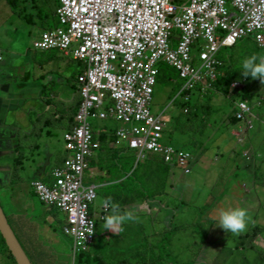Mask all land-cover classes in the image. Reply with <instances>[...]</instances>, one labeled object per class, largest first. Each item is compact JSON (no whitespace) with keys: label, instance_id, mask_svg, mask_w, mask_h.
<instances>
[{"label":"built area","instance_id":"built-area-1","mask_svg":"<svg viewBox=\"0 0 264 264\" xmlns=\"http://www.w3.org/2000/svg\"><path fill=\"white\" fill-rule=\"evenodd\" d=\"M55 17L57 23L44 27L32 45L57 49L81 64L75 78L79 106L63 135L62 165L52 169L50 181L32 185L43 203L65 215L61 230L72 239L75 260L107 232L103 216L93 212L99 185L88 178L92 158L105 144L99 131L115 135L106 145L142 157L159 153L190 174L193 154L165 141L171 116L152 110L161 66L177 72L173 82L180 88L172 101L180 97L188 113L192 97L215 90L224 75L222 48L246 37L264 47V0H59ZM244 85L234 81L230 88ZM237 107L232 116L239 126L232 133L243 142L253 105L245 99ZM106 120L120 125L97 128L95 121Z\"/></svg>","mask_w":264,"mask_h":264},{"label":"crops","instance_id":"crops-1","mask_svg":"<svg viewBox=\"0 0 264 264\" xmlns=\"http://www.w3.org/2000/svg\"><path fill=\"white\" fill-rule=\"evenodd\" d=\"M50 10L52 9L50 8ZM52 11H55V9ZM12 15L22 20L18 23L20 27L16 26L15 30L21 29L16 37L11 38L12 34H8V29L0 27V202L14 234L17 233L19 235L24 251H27L25 253L33 264L34 262L35 264H45L47 261V264H55V261L64 263L67 259H60L57 256V251L50 246V242L51 236L54 234L53 229L55 230L63 224L65 215L55 206L45 204L39 200L32 182L35 180L50 181L49 177L52 169L62 165L66 156L63 146V134L73 124L74 115H72L70 121L69 119L65 121L64 119H56L55 116L50 114L46 106L48 101H45L42 97V82L38 79L43 70L37 65L36 60H27L25 58L27 47L22 48L23 51L20 48L19 42L22 40L21 36L25 29L34 28L30 32L32 44L35 34H38L45 26L36 22V17H33L34 21L30 22L23 18L18 11H14ZM31 48L33 49V47ZM34 51L37 53L34 52L33 56L38 59L37 57L40 56L41 52ZM15 53L19 54L22 60H15L17 57L13 56L9 57ZM231 71L232 69L230 68L228 72ZM33 72L36 73L35 80L31 78ZM225 72L224 70L223 74ZM245 78L233 80L232 82L240 81L244 83ZM243 87L238 89L229 88L230 90L227 92L223 89H217L220 93H214L209 102V105H213L215 110L212 119L216 120L222 116L220 123L224 121L225 126H221V129L226 130V122L229 123V118L238 109L237 103L246 99L253 105L252 118H259L260 124L255 127L254 121L253 126L246 132L242 143L237 142L232 133L233 129L236 130L239 124H233L230 129L231 136L226 131L227 135L230 136V145L223 147V150L220 149V152H224L221 155H226L224 160L223 157L220 158V154L211 156L213 152L207 149L200 150L197 155L193 153L192 164L193 166L194 164L196 165L195 169L190 173V178L183 180V182H204L206 177L212 178L215 183H221L219 186L221 191L219 193L221 197V204L218 205L219 211L237 206L245 207L249 210L254 223H249L247 231L236 237L238 243L247 244L246 249H251L254 253L251 258L240 259L233 257L229 264H264V119H262L264 116V101L261 100L262 97L264 98V90L260 95L262 97L254 98L250 93L245 92L244 94L242 91ZM233 91H236V94ZM224 104H227L229 109L225 108ZM218 108H220V112L217 111ZM230 112L232 113L228 118ZM165 113H167L166 110ZM184 120L188 121V118ZM177 121L179 122L180 120ZM181 121L183 122V120ZM104 125L106 124L98 122L97 128H101ZM188 129L183 131L179 124L177 126L174 125L173 131H170L171 138L173 135L174 140L178 141L176 143L182 145L189 136ZM184 132H188L185 138H183ZM98 134L101 136L108 133L101 130ZM112 144L114 143L103 145L96 152L92 158V163H97V165H91L88 171V178L91 182L98 184L100 188L93 209L96 216H106L110 211V209L104 210L101 206V201L109 200L104 195V189L106 186L116 182H111L114 181L110 179L111 175L106 170L101 169L100 165H104L111 160L113 156L112 154L110 155V150H113V148L122 151L121 147H113ZM59 145H61V149L58 147ZM245 150L249 153V161L244 158ZM127 155L134 157L136 165L142 162L143 157L138 156L135 151L134 153L128 152ZM156 155L161 157L159 153H154L151 156L155 157ZM104 156L105 158H102ZM239 166L241 167L240 169L238 168ZM172 167H174L173 164ZM174 168L173 170H175ZM179 168L182 175H186L183 169ZM228 171L229 175L223 178L222 174ZM172 172L170 170L163 180L167 184L166 189L153 196L156 197L153 199L157 202L162 199L164 203L161 205L156 203H152L149 206L146 205V209L148 208L157 217L161 213H165L168 219L172 216L173 212H170V205H172L173 200L172 198L167 200L168 182L172 186L171 182L179 181L172 179ZM175 172L174 176L178 177L179 174L176 175L178 171L175 170ZM171 194L173 195V191ZM110 200L116 203L115 200ZM14 207L18 208L14 209ZM134 209L136 216L139 217L136 223L143 225L144 219L141 217L138 207ZM161 222L160 220L159 223L156 220L153 222L151 227L153 230L147 233L150 235L146 236L144 235L145 233L139 235H144L145 240L150 242L160 241L161 238L159 239L160 236L154 229H162ZM221 232L224 233V230H221ZM164 233L165 230L162 235ZM139 239L137 238L136 241H139ZM107 242L110 246L108 239ZM141 242L143 243V240ZM256 242H259V245H256ZM235 249L236 251L238 250L237 247ZM78 255L75 257H78ZM68 256L70 260H73L72 246L69 249Z\"/></svg>","mask_w":264,"mask_h":264},{"label":"rangeland","instance_id":"rangeland-1","mask_svg":"<svg viewBox=\"0 0 264 264\" xmlns=\"http://www.w3.org/2000/svg\"><path fill=\"white\" fill-rule=\"evenodd\" d=\"M57 2L59 3V0H17L16 4L13 6L7 0H0V27L2 29L7 28L9 31L8 34H12L11 38L16 37L21 30L20 28L15 30L16 26L20 27L18 23L22 20L12 15L14 11H18L27 21L33 22V17H36V22L42 23V26L46 27L52 25L55 22V12L58 6ZM50 8L52 10L55 9V11L50 10ZM33 29L34 28L29 27L23 31L21 36L22 40L19 42L20 48L27 47L25 58L27 60H36L37 65L43 70L40 76H38V79L42 82V97L45 101H48L46 106L50 114L55 116L56 119H64L65 121L69 119L70 121L79 103L78 96L76 95L75 78L80 71L81 64L57 49L47 51L35 49L30 39V32ZM38 34H35L36 36H34V38L37 37ZM31 47L39 53L41 52L40 56L37 57L38 59H35L33 56L36 51ZM262 53H264V47L259 46L251 37L238 40L232 47L222 48L220 55L225 60L224 70L226 71L229 68L232 69V75L225 81L223 87L233 79L243 78L242 61L244 58L252 54ZM11 56L17 57L15 60L21 59L20 55L16 53L9 57ZM233 70H235L236 73H234ZM35 74V72L32 73L31 78L33 80L36 79ZM165 76L161 78L160 84L156 86L152 104V110L154 112L159 113L166 110L171 116V121L166 130L165 141L177 147L189 150L192 154L194 153V155H197L202 149L213 152L211 156H214V154H224L223 151L220 152V149L223 150V147L230 145V137L227 135L226 131L230 132L233 125L230 117L232 112L228 114V118L230 117L229 123L226 122L227 129L224 130L221 129V126H225L224 121L220 123L223 117L221 116L219 119L213 120L212 115L215 110L213 105H209L214 93L217 94L220 92L215 89L210 90L204 95H198L196 93L190 102V113H184L183 106L179 100L180 97H178V100H176L174 104L172 103L173 99L171 97L175 94L173 91L174 86L168 83V79ZM244 83L245 86L242 88V91L244 94L245 92L252 94L254 98L260 96L264 90V85L260 83L259 79L246 77ZM233 92L236 94V91ZM261 100L264 101V98L262 97ZM224 106L229 109L227 104H224ZM195 108L197 109L195 110ZM217 111L220 112V108H218ZM186 118H188V121L184 120ZM248 119L251 120L252 126L254 121L255 127L260 124L259 118L255 119L252 118V116H248ZM262 119H264V116ZM177 120L180 121L178 122ZM181 120H183V122ZM97 123L98 122L95 121V124ZM103 123L109 127L120 125V123L115 120H106ZM239 123L244 124V121H240ZM177 124L180 125L183 131L189 128V136L182 145L177 144L176 142L178 141L174 140L173 135L172 138L170 135L174 129V125L177 126ZM188 132L183 133V138H185ZM58 147L61 149V145ZM64 151H66L65 147ZM128 152L134 153L132 150ZM115 153L123 154L125 158L134 161L132 169L134 172L131 173V182H135L134 192L132 191L130 194L122 196L119 199L115 198L117 200L116 203L120 205L122 211L130 210L133 211L134 214V208L138 207L142 215L140 216L144 219L143 225H139L136 222H128L123 226L124 230L120 233L113 234L111 231L107 230V234L101 233L88 252L84 253V256L88 258L90 262H104L106 264H169L159 256V249L157 247L159 241L150 242L144 238V235H150L147 233L153 230L151 227L155 220L158 223L159 220L162 221V229H154L160 236L159 239L169 231L171 226H174L175 233L170 241L171 254L179 264H229L233 257H238L240 259L252 257L254 252H252L251 249H246L247 244L238 243L236 236L228 234L225 231L222 233V228L220 229L217 226H213L214 220L212 218H217L218 212H220L218 210V205L221 204V197L219 196L221 192L219 187L221 184L220 182L215 183L212 178L208 177H206L204 182H183V180L190 178L191 174L182 175L179 167H172L170 169L173 171L172 179L176 181L179 180L178 182H171L172 186L168 182L169 195L167 194V200L169 198L173 200L172 205H170V212L173 213L169 219L165 213H161L157 217L151 213L148 208L146 209V205L149 206L152 203H156L157 205L163 204L164 202L162 199L157 202L153 199L156 197L153 196L165 190L167 184L165 182V188L155 191L153 196L149 198L143 197L142 192L147 187L141 186L140 182H144L145 185L148 186V189L156 190L157 187L160 186V182H163L166 176L158 172L159 169L157 168V164L161 163L156 162L149 154L143 157L142 162L136 165L135 159L131 155L121 153L119 150L113 148L110 155L112 154V156L115 157ZM244 156L247 161L250 160L249 153ZM222 157L224 160L226 155H221L220 158ZM102 158H105V156ZM102 166L103 165H100V168L104 170ZM195 166L194 164L193 169H195ZM173 168L178 171L176 174H179L178 177L174 176L176 172ZM238 168L240 169L241 167L239 166ZM228 175L229 171L222 174V177L224 178ZM172 191L173 195L171 194ZM134 194L137 196L136 198H134ZM225 203L228 204L226 201ZM16 208L18 207H14V209ZM109 212L106 215H108ZM102 222H100L99 217V223ZM164 230L165 233L162 235ZM53 233L55 235L53 234V236H51L50 246L57 251V256L60 259H67L64 263L55 261V264H75L76 259L70 260L68 256L69 249L72 246V239L62 232L61 226L55 230L53 229ZM142 233L145 234L140 236L139 234ZM15 235L23 247L19 235L17 233ZM107 235H109L110 246L107 244ZM137 238H140L139 241H136ZM32 240H34V238H32ZM142 240L143 243L141 242ZM22 241L24 242L23 239ZM256 245H259V242H256ZM235 247L238 248L237 251ZM47 262H45V264H47ZM0 264H17L10 255L8 245L3 241H1L0 245Z\"/></svg>","mask_w":264,"mask_h":264},{"label":"trees","instance_id":"trees-1","mask_svg":"<svg viewBox=\"0 0 264 264\" xmlns=\"http://www.w3.org/2000/svg\"><path fill=\"white\" fill-rule=\"evenodd\" d=\"M7 1H9V3H11L14 6L16 4L17 0H7ZM54 23H57L56 17H55ZM229 69L226 70L225 74L223 76H221L215 82V84H214L215 89H218L219 87H221L219 89H223L224 91L227 92V91H229L231 82L233 80H237V79H233L230 83H228L225 87H223V84L225 83V81H227V79L229 77H231V75H232V72H228ZM233 72L236 73L235 70H233ZM163 73H164V75H163ZM163 76H165L168 79V83H170V85L174 86L173 91L176 93L180 88V83L174 84V82H173V79L178 76L177 72L175 70L171 69V67H169L168 65H163V66H161V72L159 74V82L158 83H160V80ZM171 98L173 99V96ZM78 106H79V103H78ZM78 106H77V108H78ZM77 108L75 109V113L77 112ZM236 122H238V120L235 117L231 116V123L235 124ZM228 133L231 136L230 132H228ZM109 136H111V139H113V137L115 138V135L113 133L112 134H102L100 136L102 142L105 143L103 145H106V141H107V138ZM239 143H242V142H239ZM121 149L123 151V152L120 151L121 153H127L128 151L131 150L130 148L125 147V146L121 147ZM110 151H113V150H110ZM245 152H248V151L245 150L244 154H245ZM153 158L156 162L161 163V164H157V168L159 169L158 172L167 176L172 165L170 163H166L163 160V158L159 157L158 155H156ZM133 162H134L133 160L125 158V156L123 154H116L115 157L113 156L108 163H106L102 166L104 168V170H106V172L111 175L110 179L114 180L111 182H116L114 184H110V185L105 187L104 195L106 198L117 201L116 199H119L122 196L130 194L132 191L134 192L135 182H131L132 181L131 173L134 172V170L132 171ZM91 165H97V163L91 162ZM101 181H104V180H101ZM140 184H141V186L147 187L142 192L143 197H149V198L153 196L155 191H159L160 189H162L165 186V182H160V186L157 187L156 190H150V189H148V186H146L144 182H140ZM136 197L137 196L134 194V198H136ZM174 233H175V229L173 226H171V229L164 234V236L161 238V240L157 244V247L159 249V256L163 260H166L169 264H179L178 261H176L175 257L171 254L170 241H171V238L174 235ZM1 241L6 243L2 233L0 232V242ZM9 251H10L11 257L16 262L15 257L13 256L10 249H9ZM75 264H106V263H104V262L92 263L88 260V258H86L84 256V253H81L78 255V257H76Z\"/></svg>","mask_w":264,"mask_h":264},{"label":"clouds","instance_id":"clouds-1","mask_svg":"<svg viewBox=\"0 0 264 264\" xmlns=\"http://www.w3.org/2000/svg\"><path fill=\"white\" fill-rule=\"evenodd\" d=\"M242 68L243 77L259 79L260 83L264 85V53L252 54L244 58L242 61ZM176 93L173 95V97L176 95ZM176 100H178V98ZM179 100L182 103L184 111L186 104H184L181 99ZM175 102L176 101H174L173 104ZM188 106L191 108L190 104H188ZM239 107L244 108L246 106L244 104H240ZM189 113L190 111L188 114ZM101 206L105 210L110 209L109 214L101 218L103 221L101 227L103 230L111 231L113 234L122 232L124 230L123 226L126 223L137 222L139 220V217L136 216L133 211H122L120 205L113 203L110 199L101 201ZM212 219L215 221L213 226L220 227L226 233H230L237 237L247 231L249 223H254L249 210L240 206L222 209L218 214V218L213 217Z\"/></svg>","mask_w":264,"mask_h":264},{"label":"water","instance_id":"water-1","mask_svg":"<svg viewBox=\"0 0 264 264\" xmlns=\"http://www.w3.org/2000/svg\"><path fill=\"white\" fill-rule=\"evenodd\" d=\"M0 232L2 233L9 249L18 264H33L26 255L19 240L15 236L7 218L2 204L0 203Z\"/></svg>","mask_w":264,"mask_h":264}]
</instances>
